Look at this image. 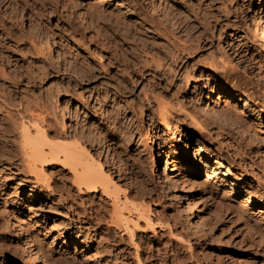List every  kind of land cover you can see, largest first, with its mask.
<instances>
[{
	"label": "rangeland",
	"instance_id": "374dc122",
	"mask_svg": "<svg viewBox=\"0 0 264 264\" xmlns=\"http://www.w3.org/2000/svg\"><path fill=\"white\" fill-rule=\"evenodd\" d=\"M117 1L0 0V37L12 46L10 53L0 55V65L3 64L7 74V79L0 75L1 81H6L5 86H0L1 98L9 95L14 98L10 107L0 104V123L6 119L9 108L16 115L18 103L30 107L35 114H42L40 104L46 105L51 113L48 118L57 117L59 128L70 117L71 135L53 137V142L84 146L95 157L101 154L103 162L110 165L112 184L116 186L109 196L102 192L88 196L75 185L73 172L61 165L46 167L48 179L37 182L29 175L20 154L7 156L0 148V264H33L30 250L22 244L24 228L43 251L38 254V264H93L102 253L109 258L103 264H264V207L255 202L241 203L239 198L244 190L264 198V40L261 35L264 0H170L197 27L202 21L197 13L199 1L214 11L216 17L211 21L221 20L224 37L221 43L209 45L206 54L214 55L217 61L229 59V68L234 69L240 87L231 85L226 89L246 112L238 120L227 115V118L231 116L225 121L227 124L221 119L220 123L215 122L213 112L212 115L194 103L196 94L200 93L197 99L205 94L214 98L209 104L217 98L216 93L204 87L203 80L209 74L206 69H200L203 76L192 77L194 95L186 93L179 100L172 92L155 91L162 89L164 82L153 73L143 74L145 68H151L150 64H165L160 50L149 43L151 38H159L152 33L153 22L159 20L161 26H167L169 36L178 41L195 43L198 39L191 35L190 28L177 16L175 26L168 20L166 24L164 14L154 12L150 5L164 9L163 0H124L126 8L135 12L133 15H125L126 9L117 7ZM96 5L102 6L111 17L101 18L93 12ZM228 6L236 8V17L225 14L230 9ZM256 25L260 26L256 28ZM217 30L219 34L220 27ZM48 44L52 50L47 48ZM7 55L14 60L12 63L5 61ZM64 63L75 66L74 71L66 70ZM101 64L113 72L105 73ZM127 76L134 80L137 77L138 82L131 83ZM216 82L224 85L220 79ZM18 88L20 92L16 93ZM144 95L152 98L151 105L156 109L148 110L152 106ZM153 97L173 107L169 109L176 125L173 130L183 132L185 137L183 133L173 136L166 130L158 116L159 103ZM215 102L211 107L221 109L220 102L218 105ZM122 106L126 112L120 114L117 109ZM187 114H193L201 125L210 120L206 124L213 128L212 134L207 131L212 135L210 147L220 149L219 155L203 160L204 163L192 157L202 139L197 135L199 126L194 127ZM229 119L235 120L231 127ZM235 122L240 125L235 127ZM247 122L251 128H245ZM249 134L261 147L250 140ZM98 137L108 141L111 152L105 149L106 144L97 141ZM189 137L193 139L190 141ZM9 139L14 137L0 132V141ZM177 140L182 141L176 143ZM184 151L191 154L175 165L174 180H166L161 172L165 159L182 156ZM232 181L236 188L230 187ZM239 188L241 192H236ZM115 200L126 214L133 209V218L137 205L149 206L151 218L155 223L162 222L161 225L146 229V221L142 219L141 228L133 236L121 229L110 232L108 220L114 212ZM127 205L129 209H125ZM183 208L188 209L184 212ZM103 212L107 214L101 215ZM197 217L202 219L203 227L196 224ZM96 220H100L101 227L96 225ZM68 234L73 238L70 243L64 239ZM101 234L105 238L112 235L116 240L112 244L103 238L105 241L101 242ZM91 251L96 253L94 257Z\"/></svg>",
	"mask_w": 264,
	"mask_h": 264
},
{
	"label": "bare ground",
	"instance_id": "6f19581e",
	"mask_svg": "<svg viewBox=\"0 0 264 264\" xmlns=\"http://www.w3.org/2000/svg\"><path fill=\"white\" fill-rule=\"evenodd\" d=\"M162 3L164 4V6H163V7H165L164 9H161L162 7L157 6V5H150L149 3H147V4L152 7L154 12H158V13L161 12L162 15L164 14V21L166 22V24H167V20H168V23L169 22H170V24L173 23L175 26V23H176L174 21L175 16L180 18L183 21L184 25L190 28L191 35H193L194 37H197L198 40L195 43L193 42V40L192 41L189 40V41H185V42H181V40L178 41V39H175V38L169 36V34H168L169 30L167 29V26H164V25H163L164 27L161 26L162 24L159 20H158V22H156V21L153 22L155 25L152 26V33L154 35H158L159 38H157V39L151 38L149 40V43L151 46L156 48V50L157 49L160 50V57L163 58L165 64L161 63V62H155L152 65L150 64L151 68H145L143 70L144 71L143 74L153 73L155 75V77L161 81V83L164 82L162 89H156L155 91H158L159 93H162V94H168V93L172 92V95L175 98H177V100L183 98V95L186 93L188 96H190V95L193 96L194 93H193V91H191L192 86H193V78L192 77H193V75H197V74L199 76H201V75L203 76V73L200 70L201 68H203L209 72L208 78H205V80H203L204 81V87L210 89V92L216 93L217 98H215L216 100H213V101H216L217 103L216 102L215 103L217 105L220 102V107L222 110L221 109L218 110L217 108L215 109V107L214 108L211 107V105L214 104L213 101L209 104V101L214 99V98H212L211 95L207 96V94H205V95H203V97H199L197 99V97L200 96L201 93L196 94V96H195L196 100L194 101V103H196L199 107H203L201 109H203V110L206 109L207 111L211 112V114L213 112L215 117H213V116L212 117L214 120H216L215 122L219 121L218 123H220V119H221V121L224 124H227V122H225V121H227L228 118L231 117V116H228V118H227V115H229V114L232 115V117L234 116L235 117L234 119H236V120L244 118V116L246 114L244 108H242L239 105V103H237V101H235V98L232 95L228 94L227 89H226L227 86H231V85L233 88L234 87L238 88L237 86H239L238 84H240V81H238L239 78H237L236 73L234 74V72H233L234 69L229 68V64H231L229 59L224 57L223 59L221 58L220 61H217L216 58L214 57V55L206 54V49L209 45H215V44L221 43V40L224 37L225 32L222 31L223 25L220 22L221 20L220 21L219 20L211 21L212 18L215 19V17H216V16H214V11H211L210 9L204 7V5H205L204 2L199 1L197 3V5H198L197 13L199 14L200 19H202V21H201V23L199 22L200 24L197 27V25L195 26L194 24H192L190 22L187 13H184L183 10L181 11L180 8H179V10H177V8L174 6L175 3L172 4V2L170 0H165V1L163 0ZM148 5H147V7H148ZM126 6H127V2H125L124 0H118L117 1V7L126 9V10H124L125 15H133L135 12L128 10V8H126ZM209 6H211V5H209ZM101 7H99V5H96L93 8V12H95L96 14H100L101 18L103 15H106L107 18L111 17L110 14L106 13L104 11V9ZM159 8H160V10H159ZM228 8H230V9L228 11H225V14L226 15L228 14V16L232 15V16L236 17L237 16V11L235 10L236 8H234L233 6H228ZM261 15H262L261 17L264 18V7L261 10ZM106 16H104V17H106ZM155 16H158V15L155 14ZM152 18H154V17L152 16ZM152 20H154V19H152ZM259 26L256 25L255 27L257 28ZM218 27H220L219 34H217V31H218L217 28ZM215 28H216V30H215ZM256 30L258 31V29H256ZM261 31H262V33L261 32L260 33H261L262 38L264 40V25L262 26ZM216 42H218V43H216ZM46 46L49 50H52L51 44H48ZM32 47L34 49H37V45L34 43H32ZM11 51H12V46H10L4 38L0 37V55H2V53L3 54L10 53ZM135 54H137V53H135ZM158 54H159V52H158ZM207 56L210 57V60H208L209 62L207 60L205 61V58H207ZM4 58H5V61H7L8 63H12L14 61L8 55L5 56ZM117 61H119V60H117ZM131 61L132 60H130V62ZM253 61H256V60H253ZM136 62L133 64H136ZM167 62H170L169 66L166 65ZM111 64H113V63H111ZM101 65L103 67L102 70L105 73L109 72V70H110V73L113 72V70H111L110 68H107L104 64H101ZM147 66H149V65H147ZM64 67L66 68V70L70 69V70L74 71L75 66L73 67V65H71V64L64 63ZM66 72H68V71H66ZM0 75L3 76V78L5 77V79H7V74H5V71L3 70V64L0 65ZM113 75L117 78L119 77V75L116 76L115 73ZM135 75H137V74L135 73L134 76ZM88 76H89V74H88ZM258 76L260 77V75H258ZM127 77L126 78L122 77L121 79L124 81L130 80L131 83L138 82L137 77L135 78V80L133 77H128L129 78V80H128ZM3 78H1V79H3ZM31 78H32V76H31ZM1 79H0V82L2 84H0V86H3V85L5 86L6 81L5 80L1 81ZM10 79H12V78H10ZM219 79L222 80V83H224V85H217L216 81ZM133 80L135 82H133ZM235 80H236V82H234ZM29 81H31V80H29ZM17 82L15 81L14 84L18 85ZM19 90L20 89L18 88V91H15V92L19 93L20 92ZM89 91H88V93H89ZM1 93H2V87H0V104L5 103L9 107L11 105H13L12 102H14V98H11L10 95H9V97L6 96L5 98H1L2 97ZM144 96H145L147 102L151 105L152 104V101H151L152 98L150 99V96H147V95H144ZM153 98H155V97H153ZM159 98L160 97H158V99ZM155 99L154 100L157 101L159 103V106H160V107L158 106L159 109L157 108L159 111L158 116L160 118V122L165 126L166 130L173 136H175L178 133L179 134L183 133L181 131L177 133V131L173 130V127H176V125L174 126V123L171 120L172 113L169 110V109L173 110V107L169 108L167 105H165V104L163 105V101L160 103V100L158 101L157 98H155ZM155 101H154V103H155ZM148 103H147V105L149 106ZM223 103H224V105H223ZM21 105L22 104H20V103L17 104L18 108L16 109V111H17L16 115L13 114L12 110H10V108H9L8 112H7L8 115L6 116V119L3 120V123H0V132L3 133L4 135H10V136L14 137V139H9L7 142L5 140L0 141V148L2 150V154L7 155V156H13V157L18 156V154H20L22 156V159H23L22 161L25 162L24 165H25V168L27 169L29 175L34 176L36 178L37 182H42L43 179H48L47 174L45 173L46 167L54 166V165H61L64 167V169H69L71 172H73L74 183L78 187L80 192L87 193L88 196H90L93 193H99V192H102L104 195H107V196L111 195V192L114 190L113 189L114 185L112 184V183H114L113 176L111 173V168L109 167L110 165L109 166L107 165L109 163L103 162V159L100 158L101 154L98 155L99 154L98 153L97 154L98 156L95 157V155L92 154L91 151L84 146L79 147L76 144H74V145H72V144L66 145L65 144L64 145V144H58V143L53 142V137L57 138V137H66V136L71 135L69 133V131L71 128H73L72 127L73 120H71V118L69 117L68 121L64 122V124H61L62 126H60L61 128H59L60 122L57 121L58 119L55 116V114H54V116L56 117L55 119L51 120L48 118V116H50L51 113L49 112V109L47 108L46 105H44V104L39 105V106H41L40 108L43 109V112H41L42 114H35V113L31 112L30 107L21 106ZM110 106L112 107V105H110ZM117 106H116V108H117ZM151 106L152 107H148L149 108L148 110L153 111L154 109H156L154 107V105H151ZM155 106H156V104H155ZM118 108L119 109H117V110L120 114L123 111L126 112L125 107H124L125 110L123 109V106L118 107ZM101 109H102V107H101ZM179 110H181V109H179ZM104 111H106V110H104ZM113 111H114V108H113ZM176 111H177V109H176ZM207 111H205V112H207ZM27 112H29V114ZM109 112H112V111L110 110ZM133 112H135V111H133ZM179 113H180V111H179ZM152 114H153V112H152ZM207 114H208V112H207ZM64 115L66 116L65 113H64ZM187 115L192 120L191 124L194 127L199 126V131L197 132V135L199 137H201V139H202L200 142H198L200 146L198 149H195L194 153H192V157H194V159H196L200 162H203V160L205 162L206 160H209L210 157L219 155L220 149L214 150L213 148L210 147V144H211L210 138L212 139V137H211L212 135L210 136L209 133L211 132V130L213 131V128L212 129L208 128L209 126L206 125L210 120H208L207 123L201 125V123L198 121V119L195 118V116H193V114H187ZM27 116H29V119H27ZM30 118H31V120H30ZM230 119H232V118H230ZM230 119H229V121H231V124L229 123V126L231 127V125L234 123L235 120L232 121L233 119L232 120H230ZM204 120H205L204 122H206L207 119H204ZM212 122H214V121H212ZM209 124H211V123H209ZM213 124H215V123H213ZM235 124H237V123L235 122ZM235 124H234L235 127H238L240 125V124L239 125L238 124L235 125ZM243 125H244V123H243ZM250 125L251 124L247 122V123H245L244 126H245V128L248 129L249 127L251 128ZM218 126L223 127V125L221 126L220 124H218ZM232 128L235 129L233 126H232ZM167 131H166V133H167ZM207 131H210V132L208 133ZM211 134H212V132H211ZM182 136L185 137V134L183 133ZM249 137H250V140H252L253 142H256L257 145L261 147V144L259 143V141H257V139L253 138L250 134H249ZM7 138H9V137H7ZM141 138H142V136H141ZM188 139L191 141L193 138L189 137ZM182 140H177L175 142L178 143L179 141H182ZM97 141L98 142L101 141L104 145L106 144L105 149H107V152L110 151L111 145L109 146L106 143L108 141L105 142L100 137H98ZM197 141H199V140H197ZM109 144H111V143L109 142ZM184 149H186V148H184ZM187 151H184L182 156H173V157L165 159L162 171L161 170L160 171L162 172V175L164 176V178L166 180H172V179L174 180L175 176H173V170L175 169V165L179 164L180 159H185L186 157H189L191 152H187ZM119 156H118V158H119ZM106 157H107V155H106ZM120 164H123V163H120ZM173 165H174V167H172ZM120 168H123V166ZM158 179H159V176H158ZM160 182H161V180H160ZM229 184H230V187H234V188L237 187L233 181ZM114 188H116V186ZM117 191H119V190H117ZM244 191L245 192H241V188H239V190L236 191V192H241L239 195L240 196L239 198L242 200L241 203L248 205L249 202H255L257 205H260V207H264V198L249 192V190H244ZM34 193L38 194L37 191H34ZM171 197H173V196H171ZM126 198H127V196H126ZM124 201H126V200H124ZM114 203H115L114 212H112V215H110V216L108 215L110 217V220H108L109 223L107 222L110 225L108 227L109 228L108 230L110 232L114 233L115 229H117V230L121 229L122 231L129 232L133 236L135 231L137 229L141 228L139 223H140V220H142V219L146 221V229H149V228L154 229L155 226L159 227L162 223V222L160 223L159 221L157 223H155V220L153 221L154 218L152 219L150 216L151 211H150L149 206L142 205V204L140 206L137 205V207L134 208V210L136 212V216H135L136 218H133L132 214H131V213H133V209H129L130 205L129 206L127 205V207L125 208V209H127V208L129 209V210H127L128 212L126 214L122 210V208H120L121 206L118 205V203H116V200L114 201ZM126 203H128V202L126 201ZM176 203H177V205H179V202L176 201ZM184 209L185 208H183V211L185 212V211H187L188 208L186 210H184ZM241 210H242V208H241ZM247 211H249V210H247ZM239 213H240V211H239ZM105 214H107V213H105ZM105 214H104V212L101 213V215H105ZM189 215H192V214H189ZM97 216H100V215H97ZM164 216L165 215L163 214V217ZM99 218L102 221V219H101L102 217L100 216V217H98V219ZM183 218H185V217L183 216ZM166 219H167V217H166ZM197 219H198V217H197ZM100 220H98V221L96 220L97 221V223L95 222L96 225L101 224ZM105 220H107V219H105ZM195 222H196V220H195ZM197 223H199V225L203 224L202 219L201 218L198 219L196 224ZM94 224H92V225H94ZM199 225H197V226H199ZM100 227H101V225H100ZM200 227H203V226L201 225ZM207 228H209V227H207ZM207 228H206V231L208 232L209 229L207 230ZM25 229L26 228H24L23 230L20 229L22 231V236H23V240H24V243H22V244H25L26 247L30 250L31 262L33 264H38L37 261L39 260V256H40L38 254L41 250L39 247H38L39 249L36 247V245L34 243L35 241H33V239L31 238L28 230H25ZM197 229H198V227H197ZM197 231H199V230H197ZM15 233H17V232H15ZM113 233H112V235H114ZM112 235L111 236L109 235L108 238H105V236L102 235L101 236V238H102L101 242L105 241V239H107L106 242H108V243L109 242L111 243L112 241L114 242L116 239H114V236H112ZM215 237H216V234H215ZM217 237H218V235H217ZM91 238L93 239V237H91ZM103 238H105V239H103ZM64 239L67 243H70L71 241H73L72 236L69 234ZM93 240L95 241V239H93ZM96 241H98V240H96ZM113 242H112V244H113ZM74 245H76V243ZM81 245L83 246V244H81ZM42 252L43 251H41V253ZM90 253H92V251ZM101 253H99V254H101ZM95 254L92 253L91 255L94 257ZM44 255H45V253H44ZM44 257H47V256L45 255ZM108 260H109L108 256H106L105 254L102 253V255H100L99 258L93 264H103V263H106ZM110 261H112V260H110ZM29 263H30V261H29Z\"/></svg>",
	"mask_w": 264,
	"mask_h": 264
}]
</instances>
